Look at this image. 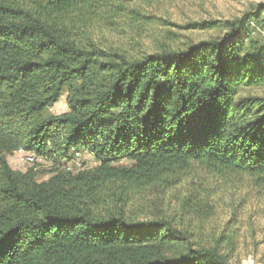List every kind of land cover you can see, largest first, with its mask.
Returning <instances> with one entry per match:
<instances>
[{
	"label": "trees",
	"instance_id": "obj_1",
	"mask_svg": "<svg viewBox=\"0 0 264 264\" xmlns=\"http://www.w3.org/2000/svg\"><path fill=\"white\" fill-rule=\"evenodd\" d=\"M160 1L0 0V264H264V4L172 46Z\"/></svg>",
	"mask_w": 264,
	"mask_h": 264
},
{
	"label": "rangeland",
	"instance_id": "obj_2",
	"mask_svg": "<svg viewBox=\"0 0 264 264\" xmlns=\"http://www.w3.org/2000/svg\"><path fill=\"white\" fill-rule=\"evenodd\" d=\"M256 4H264V0H165L152 4L153 14L168 19L175 27L169 26L173 35L169 37H161V42L169 43L172 46L182 45L189 42H196L200 40H207L212 37L218 36L221 31L218 29H210L207 31H198L187 29L186 26L191 22L200 21H226L240 16L243 12L247 11L251 6ZM257 33L262 37L264 28L258 29ZM102 36L111 37L115 40L123 38L124 35H115L104 33ZM120 40V41H121ZM153 40L143 37L141 43L137 46L136 50H153ZM130 45H128L129 47ZM264 94V92H261ZM66 96L63 94L59 101L49 108L51 114H62L67 112ZM10 166L14 170L25 171L27 168L35 165L38 171L44 172L49 169V164L36 160L34 164L26 161L25 157L21 154L14 153L9 158ZM77 165L81 168L94 167L96 162L94 159L83 152L78 157ZM20 164V165H17ZM22 164V165H21ZM71 169L76 168V164H66ZM48 178L47 174H40L39 180L43 181ZM254 209V208H253ZM261 209L264 211V201L261 203ZM252 211V209H250ZM264 225V220L262 222ZM264 231L259 234V239H262ZM264 252V244L260 245V253ZM259 257V255L257 256ZM257 257L243 258L241 264H259ZM256 259V260H255Z\"/></svg>",
	"mask_w": 264,
	"mask_h": 264
},
{
	"label": "built area",
	"instance_id": "obj_3",
	"mask_svg": "<svg viewBox=\"0 0 264 264\" xmlns=\"http://www.w3.org/2000/svg\"><path fill=\"white\" fill-rule=\"evenodd\" d=\"M262 36H263V39H264V34H263ZM15 153H18V154L23 155V156L25 157L26 161H27L28 163H30V164H34V163L36 162V158H35V156L32 155V154L29 153V152H25V151H23V150L20 149V150H18V151L15 152ZM79 156H81V154H80V155H79V154H76V158H75V160L72 161V162H70V163H68V164H76V168H72V169H71L70 167L66 166V167H65L66 171L72 172V171H74V170H79V169H80V165H79V164L77 165V161L79 160V159H78Z\"/></svg>",
	"mask_w": 264,
	"mask_h": 264
},
{
	"label": "crops",
	"instance_id": "obj_4",
	"mask_svg": "<svg viewBox=\"0 0 264 264\" xmlns=\"http://www.w3.org/2000/svg\"><path fill=\"white\" fill-rule=\"evenodd\" d=\"M8 162H9V164H10V161H9V159H8ZM11 165V164H10ZM17 165H20V164H17ZM22 165V164H21ZM22 172H24V171H22Z\"/></svg>",
	"mask_w": 264,
	"mask_h": 264
}]
</instances>
